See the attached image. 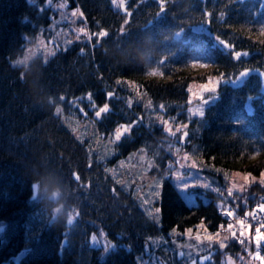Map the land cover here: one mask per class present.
I'll return each instance as SVG.
<instances>
[{"label":"trees","instance_id":"obj_1","mask_svg":"<svg viewBox=\"0 0 264 264\" xmlns=\"http://www.w3.org/2000/svg\"><path fill=\"white\" fill-rule=\"evenodd\" d=\"M44 3L0 0V264H141L136 257L147 258L151 252L162 253L167 264H188L186 258H177V250L164 247L171 242V229L183 230L203 221L216 232L226 216L218 208L216 191L207 189V199L200 196L199 202L189 203L173 182L171 174L177 167L173 151L178 147L174 144L181 143L180 134L174 137L152 113L164 104L166 112L182 117L188 133L180 144L183 151L229 169L256 174L264 170V44L260 42L264 36L258 31L264 9L255 16L260 0H236L226 10L224 21L217 13L225 9L219 3L213 8L209 0L213 13L210 24L202 23L199 0H166L168 10L160 16L155 15L158 8L152 0H144L138 7H134L137 0H127L132 15L121 35L117 32L124 11L111 0H68V7H79L84 12L80 22L90 32L105 28L109 35L101 38L97 48L89 47L84 37L58 49V54L48 57L47 64L37 55L27 65L14 67L13 60L25 50L26 36L48 30L57 14ZM217 35L234 50L249 55L232 58L215 40ZM81 47L87 55L78 54ZM65 48L67 51H62ZM141 52L147 59H138ZM193 58L201 59L207 68L199 72L200 66L190 62ZM244 68L250 71L239 77L238 83L228 81L218 86L217 96L204 106L203 116L188 118L189 84L216 75L236 81ZM118 78L123 81L119 85L115 83ZM127 80L138 86L151 106L137 100ZM106 91H114L121 99L107 100L110 112L95 118L86 94L93 93L99 107L106 102ZM60 94L66 98L62 104ZM49 96H55L66 111L79 108L70 107L67 101L81 97L79 106L107 133L118 123L142 118L130 138L116 142V154L107 161L145 148L154 161L152 171L164 178L158 201L159 223L148 215L132 189L117 183L119 180L107 171L106 164L88 152L87 140L74 134L53 112L46 103ZM128 97L133 100L131 108L127 107ZM254 152L258 154L252 155ZM74 171L80 175L81 184L89 185L87 188L71 178ZM207 171L219 179L214 182L226 184L221 173ZM44 176L58 179L63 189L61 199L67 207L77 205L79 216H75L72 226L62 229L50 224L48 206L42 203L50 187L45 185L44 194L32 198L33 181ZM260 193H264V185L251 182L233 196L242 200L239 209L247 210ZM101 229L108 240L114 241L108 251L90 241L91 235L99 234ZM220 233L227 236L226 247L212 252L205 264H223L226 254L247 253V244L235 242L229 232ZM157 236L167 241L150 246L148 238ZM146 241L151 252H144ZM23 251L24 255L16 259Z\"/></svg>","mask_w":264,"mask_h":264},{"label":"rangeland","instance_id":"obj_2","mask_svg":"<svg viewBox=\"0 0 264 264\" xmlns=\"http://www.w3.org/2000/svg\"><path fill=\"white\" fill-rule=\"evenodd\" d=\"M62 2L63 0H52L53 6L51 7L57 11V14L53 15L52 22L48 30H44V31L41 30L35 36H29V35L26 36L24 52L13 60V62H15L16 65H27L29 61L37 55H40L44 59H47V57L45 56L46 49L56 52L61 47L64 48L67 45L65 41H69V40L76 41L75 30L79 27H85L80 22L82 17H75V18H72V20L70 21L68 19V16H70L72 8H75V7H67L64 10H60L54 7L55 5L62 3ZM125 7L128 8L127 0H125ZM61 11H64L66 13L63 20L61 19ZM83 38H84L83 34H80V40H82ZM41 40L44 41L43 45L40 44ZM206 68L207 66L206 67L200 66L197 70L200 72V71L205 70ZM220 76H222V78L219 81V85L223 82H228V81L233 82V83H238L237 82L238 78L235 79L236 81H234V80L229 79L226 75H220ZM212 77L215 79L217 75L212 76ZM204 83H208V79L204 82H192L191 85L193 87V91L199 92L200 89L198 88V86ZM130 88L136 94L137 100L140 101V99H142L144 105H146L147 107L152 105L150 99L146 95H144V93L138 88L136 84H131ZM216 91L217 89L215 90V93L207 92V91L204 92L203 95H204L205 100L203 101V105L198 97H194L190 101L191 102L190 107L196 108L198 106H203L204 108V106L208 102H210L212 99H214L217 96ZM159 105L155 108V110L153 109L155 112L152 113V115L156 117L157 121H159L160 123L161 121L160 119H158V117H161L163 118L164 121H167L168 125L171 126V129H172V132L171 133L169 132V133L172 135H175L174 137L176 136L178 137V135L180 134L179 140L181 141V143H183L185 138L181 139V137L183 136V133L185 131L187 132V130L186 128H181L180 131H177L178 125H184L183 124L184 122H181L182 117H179L177 114H171L170 112L169 113L166 112L165 108L160 109ZM84 110L87 113V117H85L84 114L79 111V108H69L68 111L63 109V112L62 114H60V116L64 119V121L67 123L70 129L71 127L77 128V132L74 134H76L79 138L83 140L85 139L87 140V144L89 148L92 149L91 151L92 153H95L99 159L101 156L104 157L102 160L101 159L100 160L106 164L105 165L106 169L107 170L112 169L115 173L114 176L119 181H123V184L125 187H127L128 189H132V193L135 195V197L138 199L139 203L147 211V213L152 211V209L154 208L160 209L158 201L161 198V191H162L164 178L161 176L155 175L154 172L152 171V168L154 167V161L151 158V156L148 155L145 148L141 147L137 150L130 152L126 156L117 157L112 162L107 161L113 158L116 154V148H115L116 142H113L110 144L108 140V136L109 134L112 133L113 130L109 133H107L106 131H102L99 125L96 123L97 122L96 119L93 116H91L90 113L86 109ZM77 121L79 122L78 124L76 123ZM181 143L179 142V144L178 143L174 144L175 146H178L176 147L177 150L173 151L175 155L174 162L177 165V167L173 169L171 177H172L173 182H175V184L177 185V187L179 188V190L181 191V193L184 195V197L189 203L199 202L200 196L203 199H207L208 194L206 190L212 189L213 183L217 184L216 182H214L215 178L219 181L217 177L213 178V175L208 173L207 171L208 169L213 170V171H218L224 176L226 184H223L222 182V184L219 183L217 185L223 186L225 187V189L231 187L233 183H236V184L243 183L240 177H237L234 175L236 172H251L248 170H243V169H238V168L229 169L226 166L216 165L213 162L207 161V159L203 156L195 155V154L183 151L180 148ZM107 148L114 149L112 155H106L105 149ZM185 153L188 154L189 156L188 159H184ZM192 160L197 161L196 167H192ZM177 171L181 173L180 178H177L175 176V173ZM188 171H191L193 173L192 177H188L187 175ZM110 173L113 174V172H110ZM253 175L258 176L259 174L253 173ZM211 178H213V183H212ZM195 180H199L200 183L199 184L195 183ZM244 180H245V183H247V176L244 177ZM183 184H187L188 187L186 188L182 187ZM205 185H209V187H206ZM247 185L248 184H246L245 187ZM238 191H241V190L234 189L233 193L238 192ZM43 194H44V191L41 190V193L37 198H40ZM145 201H149V203L145 204ZM217 203L220 206V204L222 203V199L218 198ZM159 216H160V213H159ZM151 217L153 218V216ZM159 222H160V219L158 223ZM200 223L201 221L197 222L195 226H188L185 228V229L192 228L193 231L190 235L185 233V229L182 230V229L175 227L177 230L176 234L173 235L171 234V231H170V239L172 240L170 243L167 242L164 245V247L167 250L174 251V250H177V245H180L181 248L179 250H182L185 253L191 252L192 259H196L197 264H201L199 260L200 256H208L209 251L214 252L219 247L216 243H213L212 248L209 249L207 247V243H208L207 241L205 240L197 241L196 240L197 232H199L202 237L205 236L206 234L215 232V231H210L204 222L203 223L205 227L200 228L199 227ZM254 230L255 229L251 227L250 233L252 235L255 234ZM262 231H264V229ZM96 236H97V240L93 242L90 239L91 243L93 245L105 247L106 240H108L105 235V230L101 229L99 234H97ZM220 236L223 238L226 235L220 233ZM151 238L152 240L156 241V245H158L159 242L162 240V238H158V236L151 237ZM163 239L167 240L166 238H163ZM149 242H150V246H153V247L156 246V245H153L151 241ZM225 244H226V241H225ZM188 245H193V247L189 248ZM247 247L251 251H255L254 245H248ZM148 252H151V249ZM261 253H262V249H261ZM239 257H244V260L241 261ZM140 258L141 259L139 260V262H141V264H143L144 261H148V264H161V262L162 264H167L163 260L162 253H159V252L158 253L155 252L151 257H147V258L140 257ZM184 258L187 259V257H184ZM249 259L250 258L248 256V253L239 254L238 256L226 254L223 260V264H248ZM188 262H189L188 264H191L190 260ZM206 262L207 261H205L204 264ZM252 264H258V262L253 261Z\"/></svg>","mask_w":264,"mask_h":264},{"label":"snow or ice","instance_id":"obj_3","mask_svg":"<svg viewBox=\"0 0 264 264\" xmlns=\"http://www.w3.org/2000/svg\"><path fill=\"white\" fill-rule=\"evenodd\" d=\"M31 2L33 4H36L37 0H31ZM143 2H144V0H137V4L134 5V7H138V5L140 3H143ZM111 3H112V5H115V6L122 8L124 11V18H123L122 23H121V25L118 29V32H117L118 35L124 34L125 26L129 25L132 12L128 8L125 7V0H122V2H121V0H111ZM152 3L158 8V12L155 14L157 16H160L162 13H164L166 10H168L167 6H166V0H152ZM218 3L222 6L223 9H225V10H220L217 13L219 19L221 21H224V20H226V17H227V11L226 10L228 9V7L230 5H232L233 3H236V0H227V3H224V0H212L211 5L213 8H215ZM199 5L201 6L200 11L202 13V23L210 24L211 23V17L213 15V13H212V11L209 10V7H208L209 0H199ZM44 6L45 7L53 6L52 0H45ZM54 7L58 8L60 10H64L68 7V0H63L62 3H59V4L55 5ZM260 9H264V0H260L259 8L257 9L255 16L258 15ZM39 11L43 12L44 8H40ZM65 15H66V13L64 11H61V19L62 20L64 19ZM75 17H84V12L79 7L72 8L70 16H68V19L71 21L72 18H75ZM96 23H97V25L99 24L98 21ZM258 31H259L260 36H264V20L258 22ZM75 32H76V40L79 41L80 40V34H83V36L86 38V40L89 44V47H91V48H97L99 45V42L101 41V38H106L109 35L108 30L105 28H100L99 31H97V32H90L87 27H79L75 30ZM249 34H251V30H250ZM94 38H95L96 43L92 44V40ZM215 40L218 42L219 45H221L223 47L224 50H226L228 53L231 54L232 58H234L236 60H239L243 56L249 55V53L246 51L242 52V51L234 50V46L232 44H230L226 40H222L221 37L218 35L215 37ZM260 42L262 44H264V40H261ZM65 43L66 44H72L73 41L69 40V41H65ZM40 44L43 45L44 41L41 40ZM62 51L66 52L67 48L62 49ZM56 54H58V53L46 49V55H45L47 57V59L45 61L46 64L48 62V57H54ZM78 54L80 56L87 55V53L85 52V49L83 47L79 48ZM163 62H164V59L161 60V63H163ZM190 62L196 63L199 66H203V67L207 66V64H205L201 59H198V58H193L190 60ZM154 71H156V70H154ZM248 71H250L249 68H244L243 71H241L239 73L238 77L244 76ZM262 74H264V73H262ZM99 78L102 79L103 78L102 75ZM221 78H222V76H217L215 79L212 76H209L208 77V83L200 84L198 86V88L200 89L199 92H194L192 85L189 84L188 92L191 94L188 97L189 101H191L194 97H198L199 100L201 101L202 105H203V101L205 100L204 95H203L204 92L207 91V92L215 93V90L217 89V85H218L219 81L221 80ZM21 79H22V77H21ZM122 82H123L122 78H118L115 81V83L117 85L121 84ZM126 82L128 84L134 83L131 80H127ZM58 98L61 101V104L66 99L63 94H60ZM86 99L89 102V106H90L91 110L94 112V117L95 118H101L102 114H107L110 112V104L107 102V100H109V99H121V98L115 96L114 91H106L105 92V101L106 102L102 103V105L99 107L97 106L96 102L93 100V93L88 92L86 94ZM80 101H81V97H73L71 100H69L67 102H68L70 107H79V111L81 113H83L85 117H87V113L85 112L84 108L79 106ZM132 103H133L132 98L128 97L127 98V107L131 108ZM61 104L57 105V107H56L55 114H57V115H60L63 112ZM159 107H160V109H163L165 106H164V104H160ZM187 113H188V118H191L194 115L203 116L204 115V108H203V106H198L196 108L188 107ZM158 119H160L161 123L165 126V130L171 133L172 129H171V126L168 125V122L164 121L163 118H161V117H158ZM76 123L78 124L79 122L77 121ZM138 123H142V118L139 116H137V119L132 120L130 123H118V124H116L112 133L109 134V136H108L109 143L111 144L113 142H121L122 139L130 138L131 131H132L133 127L136 126ZM70 127H71V125H70ZM181 128H187V125H178L177 131H180ZM71 131L73 133H76L77 128L71 127ZM187 136H188V133L185 131L183 133V136L181 137V139H183ZM91 151H92V149L89 148L88 152L90 154H91ZM113 151H114V149H111V148L105 149L106 155H112ZM254 154H258V153L254 152L252 155H254ZM103 158H104L103 156L100 157L101 160ZM188 158H189L188 154L185 153L184 159H188ZM91 165H92V160L89 159L88 166L91 167ZM196 166H197V161L192 160V167H196ZM107 171L113 172V175H115V173L112 169H108ZM187 175H188V177H192L193 173L191 171H188ZM234 175L237 177H240L241 180L243 181V183H240V184L233 183L231 187L227 188L228 198L232 197V193H233L234 189H239V190L243 191L245 185L249 184L251 182H258L260 185H264V170H261L259 172L258 176H254L252 172H236ZM175 176L177 178H180L181 173L179 171H177L175 173ZM245 176H247V183H245V180H244ZM71 178L80 187L87 188L89 186L87 184H81L80 183L81 177L75 171L71 173ZM117 183L122 184L123 181H117ZM195 183L199 184L200 181L195 180ZM205 186L209 187V185H205ZM182 187L186 188V187H188V185L183 184ZM112 191L115 193L116 189L113 188ZM216 191L219 192V189H216ZM253 199H254V197H253ZM147 203H149V201H145V204H147ZM245 206H247L246 201H245ZM256 209H258L260 212L259 217H257L254 214ZM159 213H160V209L154 208V209H152V211H150L148 213V215L153 216L154 220H156L158 222L160 219ZM222 214L228 218H231L234 215V210H228L227 208H225V209H223ZM75 216H79L78 211H76ZM245 217L256 221V227L254 230L255 231L254 235H252L250 233L251 225L249 223H247L245 219H237L236 220V226L239 228V232H240L239 236H237V232L234 230L233 223H231V222H229L227 224V231L230 233L231 237L234 239L235 242H237L241 245H245V244L254 245L255 251H251L248 247H245V249H244L248 253V256L250 258L248 261V264H252L253 261L258 262V264H264V255H262V253H261L262 246H264V231H262V229H264V203L256 204L253 211H248L245 213ZM199 227L200 228L205 227L203 221H201ZM222 228H224V225L221 224L218 226L216 232L206 234L203 237L200 235L199 232H197L196 240L197 241H200V240L207 241L208 242L207 247L209 249L212 248L213 243H216L220 249H223L226 247L225 241L227 240V237L225 236L222 238L220 236V229H222ZM176 231H177L176 228H172L171 234L175 235ZM192 231H193L192 228L185 229V233L189 234V235L192 233ZM205 231H206V229H205ZM68 238H69V233L66 231L65 232V239L68 240ZM91 240L93 242H95L97 240V236L95 234H92ZM148 240L151 241V243L153 245H156V241L152 240L151 237H149ZM113 245H114L113 240H106L105 248H104L105 251H108L109 249H111L113 247ZM188 247L192 248L193 245H188ZM180 248H181V246L177 245L176 256L178 259L183 258V257H187V259L191 261V264H197V260L192 259V253L191 252L185 253L184 251L179 250ZM148 251H149V245H148V242L146 241L145 247H144V252L147 253ZM211 256H212L211 251H209L208 256H200L199 260H200L201 264H204L205 261L210 260ZM136 259L140 260L141 258L139 256H137ZM239 259L241 261H243L244 257H239ZM143 264H148V261H144ZM161 264H162V262H161Z\"/></svg>","mask_w":264,"mask_h":264},{"label":"clouds","instance_id":"obj_4","mask_svg":"<svg viewBox=\"0 0 264 264\" xmlns=\"http://www.w3.org/2000/svg\"><path fill=\"white\" fill-rule=\"evenodd\" d=\"M138 59H147L146 53L141 52L138 55ZM13 66H17L15 62H13ZM46 103L52 106V110L55 113L58 105L57 98L55 96H49ZM45 185L51 188L50 193H46L45 199L42 201V203L47 204L48 206L50 224L62 229L72 226L74 224L77 205L74 204L72 207H67L65 201L61 199L63 189L56 177H37L32 185V198L35 200L40 195L42 187ZM53 185L55 186L52 187ZM259 195L261 199H264V193ZM49 201L51 203H49Z\"/></svg>","mask_w":264,"mask_h":264},{"label":"built area","instance_id":"obj_5","mask_svg":"<svg viewBox=\"0 0 264 264\" xmlns=\"http://www.w3.org/2000/svg\"><path fill=\"white\" fill-rule=\"evenodd\" d=\"M259 200H264V199H261L260 196H259ZM223 208H224V209L227 208L228 210H234V215H233V217L228 218L227 220H225V221L223 222V225H224V227H225L226 229H227V224H228L229 222L233 223L234 228H236V227H237V226H236V220H237V219H245L246 222L249 223L250 225H252V224L256 225V221H254V220H252V219H250V218H246V217H245V213H242V212L238 211V210L235 208V204H234L232 201H230V200H225L224 203H223ZM254 208H255V206H254ZM254 208H253V209H254ZM254 214H255L257 217H259V216H260V212H259V210L256 209ZM237 228H238V227H237Z\"/></svg>","mask_w":264,"mask_h":264},{"label":"water","instance_id":"obj_6","mask_svg":"<svg viewBox=\"0 0 264 264\" xmlns=\"http://www.w3.org/2000/svg\"><path fill=\"white\" fill-rule=\"evenodd\" d=\"M24 251L23 252H21L18 256H16V259H20L21 258V256H23L24 255Z\"/></svg>","mask_w":264,"mask_h":264}]
</instances>
